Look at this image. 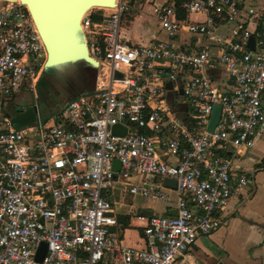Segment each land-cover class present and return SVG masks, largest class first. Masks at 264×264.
I'll use <instances>...</instances> for the list:
<instances>
[{
  "label": "built area",
  "instance_id": "2783aa9c",
  "mask_svg": "<svg viewBox=\"0 0 264 264\" xmlns=\"http://www.w3.org/2000/svg\"><path fill=\"white\" fill-rule=\"evenodd\" d=\"M134 1L117 0L115 7L92 9L82 19L89 53L100 62L92 91L66 101L53 123L38 118L39 108L36 122L21 129L10 117L0 118V264H187L198 237L220 227L216 214L252 182L246 173L232 174L225 152L228 146L253 147L264 128V15L233 41L217 33L216 20L236 21L245 0L185 1L187 15L208 14L201 22L179 18L172 3L157 11L166 33L174 37L185 28L214 41L219 53L208 47L187 51L163 40L132 46L120 28ZM94 10L101 11L98 19ZM45 57L26 5L1 1L0 95L12 97L24 86L37 98ZM165 61L167 78L182 81L184 102L192 107L186 122L166 103L165 73L157 68ZM217 63L233 81L230 91L208 72ZM187 70L194 74L182 76ZM215 104L222 115L209 132ZM118 123L128 127L125 136L113 134ZM160 143L172 160L159 157ZM133 175L147 180L130 191L147 199L168 198L156 178L177 182L175 216L137 215L146 221L144 248L123 243L116 207L104 193L118 177L128 181ZM43 241L48 248L39 261Z\"/></svg>",
  "mask_w": 264,
  "mask_h": 264
},
{
  "label": "crops",
  "instance_id": "0c3cea01",
  "mask_svg": "<svg viewBox=\"0 0 264 264\" xmlns=\"http://www.w3.org/2000/svg\"><path fill=\"white\" fill-rule=\"evenodd\" d=\"M5 1V0H0ZM176 3V0H136L133 2L131 14H127L130 29L134 34L137 46L146 45L152 41H172L187 51H200L208 47L213 54L219 53V46L208 40L205 36L180 29L174 37H170L160 26L157 20V11L163 7ZM264 15V0H245L236 21H226L223 17L216 20L217 33L233 41L240 40L244 29H254L261 24ZM207 13H193L187 15L185 11L178 12L181 19L201 22L207 18ZM125 38V37H124ZM141 43V44H139ZM158 69H163L166 80L169 73V61L160 63ZM212 80L218 83L223 90L230 91L233 81L225 68L217 63L215 68L208 69ZM194 72L187 70L184 77L192 76ZM41 80V78H40ZM164 88L163 92H166ZM168 92V91H167ZM171 93V92H169ZM27 88L22 86L12 97L5 98L0 95V118L10 117L14 113L12 106L22 103L25 107L26 97L29 96ZM173 97V93L171 94ZM179 111L177 110V114ZM187 117L188 110L184 111ZM54 118V119H51ZM45 119L50 123L57 121V116L51 114ZM159 157L164 161L173 159L166 154L165 145L158 144ZM226 155L232 159V174L237 176L246 173L252 182L239 188L232 196L229 206L216 214L220 227L209 235L198 237L195 245L187 251L184 261L187 264H264V128L261 130L253 147L228 146ZM147 178L144 175H134L132 182H124V189L114 188L108 198L116 207L119 219L118 231L124 244L137 248L146 247L143 233L145 220H140L137 215L172 217L177 214V190L166 186L165 179L156 178L162 182L168 194L166 200L147 199L130 191L133 183H142ZM129 187V189H128ZM126 224V225H125ZM124 225V226H123ZM177 264H181L179 261Z\"/></svg>",
  "mask_w": 264,
  "mask_h": 264
},
{
  "label": "water",
  "instance_id": "95a60500",
  "mask_svg": "<svg viewBox=\"0 0 264 264\" xmlns=\"http://www.w3.org/2000/svg\"><path fill=\"white\" fill-rule=\"evenodd\" d=\"M25 4L32 20L41 36L46 50L44 69L55 70L53 75L60 74L67 81H79L87 85L83 91L94 89L100 62L89 53L87 38L82 26V19L92 9H108L116 6L117 0H19ZM251 49L255 48V38L251 36L248 41ZM57 72V73H55ZM165 99L168 107L176 114L177 118L186 122L188 117H180L176 112L178 107L188 110L189 105L184 102L182 81L178 84L165 80ZM39 93L47 101L53 98L45 89L42 81L37 83ZM80 92V93H81ZM171 92V93H169ZM173 93V97L171 94ZM79 94V93H78ZM77 94V95H78ZM76 95V96H77ZM35 97V96H34ZM14 113H10L12 124L17 128L29 126L37 120V106L29 104L25 107L22 103L12 106ZM222 115L221 104H215L211 112L207 130L213 132ZM115 135L125 136L128 127L118 123L112 126ZM113 167L119 170L121 163L114 159ZM164 184L176 188L177 182L172 178H165ZM47 242L43 241L39 247L36 259L42 261L47 252ZM217 264H224L222 261Z\"/></svg>",
  "mask_w": 264,
  "mask_h": 264
},
{
  "label": "rangeland",
  "instance_id": "374dc122",
  "mask_svg": "<svg viewBox=\"0 0 264 264\" xmlns=\"http://www.w3.org/2000/svg\"><path fill=\"white\" fill-rule=\"evenodd\" d=\"M94 11H96V10H94ZM127 14L128 15L131 14V11H129L128 13H126L123 16L121 28H120L121 36L125 37L124 38L125 41L128 42L129 44H131L132 46H137L136 45L137 42L135 41L136 39L134 37V34L131 32V29L129 27L130 21H129V18H127ZM139 44H141V43H139ZM45 60H46V57L43 61L42 67H44ZM54 71L55 70H53V69L43 70L42 73H44V77H42V83H43V86L45 87V89L55 92L57 99H58V101H56V104L52 103L50 101H47L45 99V97H43L42 93H39L38 88H36L37 98L34 97L35 96L34 91H30L29 96L26 97V101H25L26 103H29L32 105L37 104V106L39 108V114H38L39 119H45L48 116H50L51 114H53V116L54 115L57 116L59 114V112L63 106L61 98H60V92H62V91L66 92L67 93L66 96L69 95V96L76 97L77 94H75V91L77 88L81 92L83 89H85L87 87V85H83V84H81L79 82L77 83L75 81H73V83L72 82L70 83L65 78H63L60 74H56V76H55L56 78H53L54 80L51 78L50 79L45 78V73L52 74V73H54ZM55 73H57V72H55ZM88 92H90V91H83L79 94H87ZM192 112H193L192 107L189 106L188 107V113L190 114V116H191ZM178 115L180 117H183V115H185V112L179 111ZM156 148H157V151L159 153V149H160L159 146L156 145ZM132 177L128 181H125L121 177H118L117 179L114 180L113 185L108 190H106L104 192L105 195L108 196V193L110 195L111 190L116 188V187L119 189L126 188V186H129V185L128 184L126 185L124 182L131 183ZM128 189H129V187H128Z\"/></svg>",
  "mask_w": 264,
  "mask_h": 264
},
{
  "label": "flooded vegetation",
  "instance_id": "af4514ba",
  "mask_svg": "<svg viewBox=\"0 0 264 264\" xmlns=\"http://www.w3.org/2000/svg\"><path fill=\"white\" fill-rule=\"evenodd\" d=\"M44 70H46V69H44ZM47 76V77H46ZM42 77H44V73H42V75H41V81H42ZM45 78L46 79H53V78H56L54 75H53V73L52 74H49V73H45ZM54 80V79H53ZM72 83H73V81H71ZM70 82V83H71ZM75 82H79V81H75ZM29 92H30V90H28ZM47 91H49V90H47ZM51 94H52V96H53V98H49V101L50 102H52V103H55L56 104V101H58V99H57V96H56V94H55V92L54 91H49ZM78 93H80V91L78 90V88L76 89V91H75V94H78ZM66 92H60V98H61V101H62V105H64V103L66 102V101H68L72 96H69V95H67L66 96ZM178 110H182V112H184V109H183V107H178Z\"/></svg>",
  "mask_w": 264,
  "mask_h": 264
},
{
  "label": "trees",
  "instance_id": "16d2710c",
  "mask_svg": "<svg viewBox=\"0 0 264 264\" xmlns=\"http://www.w3.org/2000/svg\"><path fill=\"white\" fill-rule=\"evenodd\" d=\"M185 1H188V0H176V5H177V7H178V12L179 11H181V10H183L182 8H181V5L185 2ZM184 11V10H183ZM100 12L101 11H94V15H93V17L95 18V19H98V17H100ZM71 98H74V96H72ZM70 98V99H71ZM126 225V224H125ZM124 226V225H123Z\"/></svg>",
  "mask_w": 264,
  "mask_h": 264
},
{
  "label": "bare ground",
  "instance_id": "6f19581e",
  "mask_svg": "<svg viewBox=\"0 0 264 264\" xmlns=\"http://www.w3.org/2000/svg\"><path fill=\"white\" fill-rule=\"evenodd\" d=\"M12 1H15V0H12ZM46 51V50H45Z\"/></svg>",
  "mask_w": 264,
  "mask_h": 264
}]
</instances>
